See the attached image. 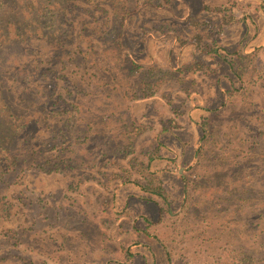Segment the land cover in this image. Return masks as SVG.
I'll list each match as a JSON object with an SVG mask.
<instances>
[{
    "label": "rangeland",
    "instance_id": "rangeland-1",
    "mask_svg": "<svg viewBox=\"0 0 264 264\" xmlns=\"http://www.w3.org/2000/svg\"><path fill=\"white\" fill-rule=\"evenodd\" d=\"M54 1L9 0L43 32L0 39V79L24 73L12 86L32 123L11 133L0 109V144L26 166L0 181V264H229L255 249L264 0Z\"/></svg>",
    "mask_w": 264,
    "mask_h": 264
},
{
    "label": "trees",
    "instance_id": "trees-1",
    "mask_svg": "<svg viewBox=\"0 0 264 264\" xmlns=\"http://www.w3.org/2000/svg\"><path fill=\"white\" fill-rule=\"evenodd\" d=\"M9 0H0V39H3V45L7 46L11 44L12 41L9 40L10 33H14V36L16 38L18 37H25V42H29L31 39V35L39 36L41 32H43L42 28L39 27L37 22H32L36 26L35 30H29L30 24L29 17L30 14L27 13L26 16H24L23 20H19L14 18L13 16H10L11 10H9L8 5ZM29 3H26L23 5V13L32 11L33 5L36 3L39 5L36 11L44 13L46 11V8L51 7L55 2L54 0H29ZM70 0H67L68 2ZM57 3V2H56ZM45 4V5H44ZM74 6L69 8V13H73ZM109 27L108 23H104L103 25H99L98 29H102L103 27ZM27 33H32L28 34ZM103 34V33H102ZM26 35V36H25ZM90 39V38H87ZM18 41V40H17ZM82 43H79L77 46H75V57H78V55L83 51V45ZM90 45L92 47H90ZM95 45L94 41L87 42V45L85 46L86 54L88 51H93ZM18 63L22 62L21 57L17 60ZM39 66L36 67L38 69ZM138 69V66L134 64L133 70L136 71ZM11 74V82L13 86H16V82H19L21 80L20 75H23V72L17 71L14 66H11L9 71L6 72V74ZM22 77V76H21ZM10 86L9 89L7 86H5L4 81L0 79V109L5 110V113L8 116L9 123H11L10 131L11 133H20L21 136H25L24 132H26L29 129V126L32 125V123L29 120H26L22 115L18 113V106L16 105L18 102H24L29 100H26L29 96L28 92L23 93L19 90H14L13 86ZM22 107H26L25 105H22ZM41 118V117H40ZM32 119V118H31ZM9 141V140H7ZM27 142V141H26ZM6 157L5 161L0 160V181L3 179V177L9 173L10 167H12L13 173H20L26 166H22L21 169H18L17 165V159L18 157L15 155L14 150L12 149V146L9 147V144H0V159ZM7 159H10L13 162V165L9 162ZM4 203L0 202V213L6 215H9L8 210L5 209L4 205H9L10 202L6 198H3ZM264 213H260L258 219L260 223L256 226L258 229H260V234L264 233ZM247 227V225H246ZM246 231V229H245ZM256 234H253V238L256 239L255 242L252 243L253 246H257L255 249H251L247 245L240 246L239 249L242 251H238L235 257L232 258V263L229 264H264V236L258 237L257 234H259V231H255ZM261 252L262 257L256 258L255 255L259 254ZM253 253H256L253 255ZM219 260V257L215 259L217 262Z\"/></svg>",
    "mask_w": 264,
    "mask_h": 264
}]
</instances>
